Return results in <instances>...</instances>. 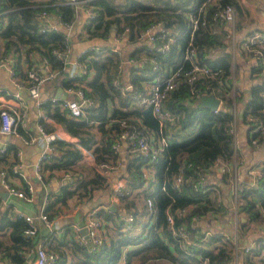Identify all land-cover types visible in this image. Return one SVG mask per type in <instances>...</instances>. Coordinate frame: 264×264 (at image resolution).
Masks as SVG:
<instances>
[{"label": "trees", "instance_id": "1", "mask_svg": "<svg viewBox=\"0 0 264 264\" xmlns=\"http://www.w3.org/2000/svg\"><path fill=\"white\" fill-rule=\"evenodd\" d=\"M201 1L85 0L94 12L82 25L85 38L102 40L103 44L87 48L76 59L85 64V73L69 76L64 59L55 54L69 47L66 34L60 28L42 29L43 21L37 14L44 11L48 21L73 24L74 5L64 0H0V57L12 58L14 78L25 84L31 65L37 72L46 65L54 72L50 79L54 88H79L82 96L91 101L82 108V116H68L59 101H50V97L39 108L73 136L80 147L89 150L94 163L115 166L116 177L140 201L139 212L127 203L115 206L114 210L102 206L93 210L104 225L102 241L94 248L90 241L79 243L66 224L59 235L37 231L36 235L29 236L23 233L29 226L23 216L0 208L1 257L11 264L25 262L27 252L42 239L41 246L55 255L49 264H118L120 260L122 264H199L202 258H206V264H264L260 254L264 236L254 237L250 231L256 225H264L263 161L258 164L260 175L254 186L246 180L239 182L240 189L233 202L234 241L229 234L233 223L228 217L233 210L226 190L231 177L228 172L219 171V167H230L239 161V154L233 153V138L228 131L232 103L236 120L242 124H249L248 116L264 122V77L258 75L264 68V50L261 59H255L249 66V75L254 81L250 82L247 95L241 94L238 88L232 93L230 27L213 23L208 17L189 35L188 13ZM220 2L230 3L236 15L242 11L234 0ZM211 11L212 8L208 9V13ZM148 27H152L150 34L143 36ZM234 28H238L235 17L233 33ZM111 29L123 44L130 45L126 58L132 59L131 63H124L106 41ZM253 31L264 33V30ZM167 40L164 51L157 49ZM239 41L234 42L239 54L253 58L239 46ZM187 47L193 49L194 59L208 71L190 84L181 75L190 64L183 56ZM123 64L125 83L121 78ZM170 71H178V75L174 88L167 92L161 104L162 109L176 118L168 129L160 127L149 105L137 100L138 94L147 92L154 80H162ZM114 79L121 88L113 85ZM191 88L198 90L199 96L213 94L220 100L219 108L213 111L200 105L199 97L191 95ZM38 121L45 131L52 130L51 124L42 118ZM16 132L27 136V130L19 126ZM121 132L145 136L149 145L156 148L155 156L150 159L149 155L131 150L129 139H123L127 144L119 149L123 141L118 138ZM247 137L249 145L260 144L264 142V129ZM116 142L119 146L113 149ZM51 145L55 155L44 157L38 165L41 174L47 172L42 175L43 180L48 181L52 172L58 170L69 172L70 178L56 193L47 194L43 211L48 218H53L67 199L84 204L95 194L101 197L103 191L110 190L104 178L83 162L79 149L72 143L56 138ZM16 150V145L7 140L0 149V171L4 170L9 177L16 176L11 171L17 162ZM81 169L90 174L86 179H75L78 173H73ZM143 169L147 171L146 179ZM179 173L181 182L174 185ZM19 189L28 195L23 181ZM168 213L172 219L169 227L166 225ZM127 214H131L130 221L123 218ZM177 231H183L187 240ZM250 241L255 247L244 251Z\"/></svg>", "mask_w": 264, "mask_h": 264}, {"label": "built area", "instance_id": "2", "mask_svg": "<svg viewBox=\"0 0 264 264\" xmlns=\"http://www.w3.org/2000/svg\"><path fill=\"white\" fill-rule=\"evenodd\" d=\"M66 3L69 4H75L76 0H64ZM221 0H202L195 8L194 11H191L188 13V22H189V35L191 36L193 30L198 26L204 24V22L209 17L213 23L219 24V25H227L230 27V36L232 39V51L237 50L236 45H234V42L237 41V39H240L239 46L241 48H244L246 52L249 53V55L255 59H261V51L264 50V33L260 31H253L250 35L242 36L239 38L235 37V34L232 32V25L234 21V10L230 3L224 2L221 3ZM212 8V11L208 13V9ZM85 14H87V17H92L94 15V12L90 10V8L85 9ZM37 17L41 19L42 21H46V23H42L41 28L42 29H57L59 26L48 23V20L46 19V13L44 11H40L37 14ZM58 25L61 26V30L66 34V40L68 39L69 31L71 29L72 24L71 23H58ZM152 27H148L144 30L143 36H148L151 32ZM113 39L115 42L122 41L119 39V36H113ZM168 40L162 43L160 46L157 47L160 51H164L167 48ZM115 52L119 53L121 55V51L117 46L111 47ZM55 54L59 57L64 59L65 67L64 69L67 71V74L69 76L79 75L81 73H85L87 68L85 64L77 62L75 59L69 60V47H65L63 51H55ZM183 56L185 59L189 61V67L182 71L181 75L185 79L186 82L189 84L198 78V76L202 74H208L207 69L202 65L199 64L193 57V49L187 47L184 50ZM248 57V56H247ZM249 58V57H248ZM11 60L12 58L10 56H1L0 57V68H5L7 73L9 74V77L11 78V82L16 88V92L13 94H6V95H0V133L7 134V135H14L16 134L17 127H21L26 129V119H25V109H24V103L22 101V97L19 93L20 89H24L28 96L35 102V104L40 105L43 101L40 100L41 98V86L46 79H51L54 76V72L50 71L49 69L43 70L44 68H47L45 65L43 68H40L39 72L31 65V67L27 70V80L25 84H22V82H18L14 76L13 71L11 69ZM133 60L125 58L123 59L124 63H131ZM155 67V66H153ZM178 75V71H170L162 80H154L153 83H151L148 87V91L144 94H138V100L137 102L143 105H149L151 108L152 114L156 117L160 127L166 126L168 129H170L172 123L175 121V117L169 113L168 111L161 108L162 101L164 100L165 96L167 95V92L172 90L175 86V81ZM258 75L260 77H264V68L260 69L258 71ZM113 85L121 88V86L118 84V81L114 79L112 81ZM233 84V80L231 81ZM63 97H55L51 96L49 99L50 101L58 100L60 103V107L64 108L66 110V114L68 116H82L83 110L82 108L86 105H89L91 101L87 98H84L82 96V92L79 88L74 89L71 86L64 87L63 88ZM191 95L199 97V91L191 88ZM262 97L264 98V93L262 94ZM220 106V100H218V105L213 111H216ZM231 121L230 126L228 128L229 133L232 136V144H233V153L236 154L238 152V140H237V125H236V109L234 106V103L231 105ZM264 111V109H263ZM43 114H39V117L36 120V123L34 124L35 130H33L32 133H27V136L23 138V143L30 144V143H36L41 147L40 157L39 161L33 165L35 177L42 183L47 182L46 180H43V174L39 171V162L44 157H48L50 155H55V149L51 145V142L53 139H61L64 141H68L72 143L75 147H77L82 154V156H86L89 153V150H86L84 148H81L78 144L76 139L69 135L70 138L67 140L64 139L65 135H68V133L61 128V135L53 133V131H45L42 125L39 123L38 119L42 118ZM47 118L46 116H43ZM248 125L246 124V128L249 130V134L251 132H254L258 129L263 130L264 129V122L261 120L256 119L253 116H248ZM118 138L120 140L123 139H129V145L130 149L136 152H139L143 155H149L150 159H152L155 156L156 148H153L149 145L148 141L146 140L145 136L138 135L136 133H128V132H121L118 135ZM118 142L113 144V149H116L118 147ZM2 149V148H1ZM20 151L16 150L15 152V158L17 162L11 166V171L15 174L18 173V168L21 166L20 163ZM92 159V156H91ZM236 160V158H235ZM93 163V159L92 162ZM240 161H234L233 164L230 167L221 166L219 167L220 172H228L231 181H230V187L228 190V194L230 196V208L233 210V220L231 222L233 223L232 229H231V239L234 241L235 239V221H236V214H235V207H234V199L236 196L237 191L240 189V181L246 180L249 185L254 186L256 182V178L259 177V165L260 163H256L252 166L246 167L244 171V176L242 178L237 177V171H239ZM264 164V160H263ZM103 171L113 169L112 165L103 164L98 165ZM143 176L146 179L147 171L146 169H143L142 171ZM43 175V176H42ZM7 177H9L4 170L0 171V182L3 185L4 189L17 197L29 199V195L31 193V187L30 184L25 183L26 191L28 192V195H25L22 191V189L15 188L11 184L7 182ZM62 178L68 179L70 178L69 172H64L62 174ZM182 174L179 173L176 175L174 179V185H177L179 182H181ZM111 194H110V201L116 205H122L124 200H127L128 197H130L131 192L127 191L125 188L124 182L120 178H116L111 185ZM46 203V196H42L40 203L38 205L37 210V218L41 221L43 227L47 231H52L57 229V220L53 218H48L43 211L44 205ZM76 210V207H72V211L74 212ZM23 216V215H21ZM23 218L29 223V226L26 227L23 230V233L34 236L36 233V229L33 225L32 218L30 216H23ZM125 220L130 221L131 220V214H127L123 217ZM172 223L171 215L168 213L166 215V225L169 227V225ZM83 227L85 228V234H82L80 232V227L77 223H72L71 229L73 231L74 237L77 239L79 243H84L85 241H90L92 243V248L96 247L103 238V232H104V225L102 220H100L98 217L94 215V211H89L85 214V217L83 219ZM136 231V230H134ZM179 236L181 238H184L187 240L186 235L183 233V231H177ZM86 236V237H85ZM42 240L38 241L35 247L32 250H29L26 254L25 258V264H49L51 261H53L55 255L44 249L41 244ZM255 247V244L250 241L247 242V244L244 246V251H249ZM263 248H260V254L264 257ZM29 258V259H27ZM118 264H122V260L118 262ZM199 264H206V258H202L199 261Z\"/></svg>", "mask_w": 264, "mask_h": 264}, {"label": "crops", "instance_id": "3", "mask_svg": "<svg viewBox=\"0 0 264 264\" xmlns=\"http://www.w3.org/2000/svg\"><path fill=\"white\" fill-rule=\"evenodd\" d=\"M236 1L237 6L242 11H239L236 15L235 10V20L237 21L238 28H234V34L236 38L244 36L246 33L253 31V30H264V0H234ZM75 8V21L71 26V29L69 31L68 39H69V60L71 59H77L78 56L83 53L87 48L90 47H97L103 44L102 40H97L94 38H85L86 34L84 33L82 29V25L87 19V14H85V9L87 8L85 0H76L74 4ZM43 23H46V21L43 20ZM50 24H56L61 28L60 25H58V22L55 20L48 21ZM227 26V25H223ZM228 27V26H227ZM114 36V35H113ZM2 40L0 39V42ZM107 41V39H106ZM108 42V41H107ZM122 47L120 45H116L120 51H121V58L125 59L127 57V51L130 48V45H127L126 43L123 44ZM110 45V43L108 42ZM110 47H112L110 45ZM237 51V50H235ZM233 51V57H232V75L233 79L236 81L238 88L241 91V94L247 95V90L250 82L253 80V77H250L249 75V66L252 65V61L249 58H243L240 54V61H237L234 58ZM238 52V51H237ZM239 53V52H238ZM245 63V64H244ZM124 65L122 66L121 71V78L123 83L126 82V72L124 71ZM49 69L44 68L43 70ZM235 75V77H234ZM54 83L50 82V79L43 82L41 86V101H45L48 97H53L55 95L56 88L53 87ZM52 87L54 88L53 92H51ZM61 88V87H59ZM243 91V92H242ZM16 92V88L11 82V78L9 77V74L7 73L5 68H0V95H6V94H13ZM61 92L63 93V88H61ZM19 93L22 97V101L24 103V109H25V119H26V130L27 133H32L33 130H35L34 124L36 123L37 118L39 117V114H43V111L39 108L38 104H35V102L28 96L26 91L24 89H20ZM244 98V96H243ZM44 114L41 116L42 120L46 121L47 123L51 124L52 131L55 134L61 135V126L59 124L54 123L50 118H45ZM239 121V125H237V140H238V152L237 156L240 161V169L237 171V177L240 179L245 174L244 171L246 167H250L256 163H260L264 160V142L260 144H251L249 145L247 142V134H249V130L246 128L244 124H242ZM24 136H20L17 133L14 135H6L0 133V149L4 148V142L11 141L13 142L18 150L20 151V163L21 166L18 168V173L15 177H7V182L14 186L15 188H19L20 181H23L26 184H30L31 187V193L29 195V199H24L17 197L11 193H8L3 185L0 182V208H8L9 211H13L14 213H17L18 215L23 216H30L32 218L33 225L38 233L42 234L45 233L47 230L43 227L41 221L37 218V210L38 205L40 203V200L42 196H47L49 191L52 193H56L58 190V187L65 182L67 179L62 178L63 171H53L52 177L45 183L40 182L36 177L33 169V165L39 161L41 147L36 143H30L25 144L23 143ZM69 137L68 135L64 136V139L67 140ZM126 141H122L119 149H124L126 146ZM82 160H84V157L82 156ZM84 162V161H83ZM86 162V161H85ZM87 165L93 167L95 171L104 178L108 186L107 191H103L101 197L98 194H95L91 200L84 204H79L75 202L74 199H67L66 204L59 206V211L54 215V218L57 220V229L52 230L50 232L54 233L55 235H59L61 232L62 226H69L71 228L72 223H78L80 219H84L85 214L89 211L95 210L97 207H108L109 204H113L110 201V194L112 192L110 184L119 177H116V171L115 166L113 169L103 171L98 164L86 162ZM77 176H74L75 179L82 178L86 179L87 175L90 174L86 169H81L80 172L73 173V175L77 174ZM47 172H44L43 175H46ZM245 177V176H244ZM111 182V183H110ZM5 193V197H2ZM133 195V192H131ZM134 196V195H133ZM135 197V196H134ZM130 196L126 200L127 205L132 210L139 212V205L137 204L136 199ZM20 200L21 205H16ZM222 200L225 202L224 196L222 197ZM108 201V203H107ZM228 202L230 203L229 199ZM16 203V204H15ZM107 203V205H106ZM75 206L76 210L73 212L72 207ZM116 206V205H115ZM120 206V205H119ZM231 220H233V213L230 215ZM230 222V220L228 219ZM66 224V225H65ZM253 230L251 231L252 236H264V225L263 226H254L252 227ZM49 232V231H47ZM74 237V235H73ZM75 238V237H74ZM76 239V238H75ZM42 239H38L40 241ZM77 240V239H76ZM43 241V240H42ZM264 253V248H263ZM0 264H11L10 261H8L4 256L1 257L0 254Z\"/></svg>", "mask_w": 264, "mask_h": 264}, {"label": "water", "instance_id": "4", "mask_svg": "<svg viewBox=\"0 0 264 264\" xmlns=\"http://www.w3.org/2000/svg\"><path fill=\"white\" fill-rule=\"evenodd\" d=\"M113 35H114V32L111 29L110 32L108 33V36H107V41L110 43V45L112 47L113 46H116V45H121L122 44V41L115 42V40L113 39ZM234 58L237 61H240L239 53L237 51H235V53H234ZM251 61H252V63H254V60L253 59ZM54 96L55 97L57 96L59 98H62L64 96L63 93L61 92V88L58 87L56 89V92H55V95ZM199 104L202 105V106H204V107L209 108L210 110H213L218 105V99L213 94H211V93H209V94L203 93V94H201L199 96ZM2 197H5V193H4V195ZM108 208L111 209V210H114L115 209V205L114 204H109L108 205ZM77 224L80 227V232L82 234H85V228L83 227V219H80ZM20 264H25V263L22 262Z\"/></svg>", "mask_w": 264, "mask_h": 264}, {"label": "rangeland", "instance_id": "5", "mask_svg": "<svg viewBox=\"0 0 264 264\" xmlns=\"http://www.w3.org/2000/svg\"><path fill=\"white\" fill-rule=\"evenodd\" d=\"M230 77H231V81L233 80V84H231V92L233 93V91H234V89H237L238 88V86H237V83H236V81L233 79V75H232V71H231V73H230ZM234 77H235V75H234ZM252 81H254V79L252 80ZM239 89V88H238ZM240 90V89H239ZM243 92V91H242ZM238 120V119H237ZM236 125H239V121H237L236 122ZM82 148V147H81ZM91 153L89 152L88 153V155H86V156H84V162L86 161V162H92V159H91ZM94 161V160H93ZM85 162V163H86ZM213 181V178H211L210 177V180H209V182H212ZM111 183V182H110ZM112 185V183L110 184V186ZM226 190H227V192H228V190H229V186L226 188ZM134 196H135V194H133ZM132 194H130V196H132V197H134ZM135 199H136V201H137V204L138 205H140V201H139V199L135 196L134 197ZM16 201H19L16 205H21V201L20 200H16ZM124 203H126V200H124V202H123V204ZM228 219L231 221V217L229 216L228 217ZM251 230H253V228H251Z\"/></svg>", "mask_w": 264, "mask_h": 264}]
</instances>
